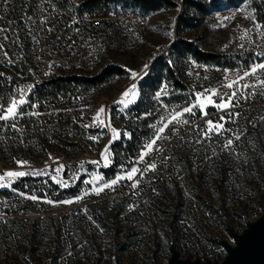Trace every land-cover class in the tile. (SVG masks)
Instances as JSON below:
<instances>
[{
	"label": "rangeland",
	"instance_id": "1",
	"mask_svg": "<svg viewBox=\"0 0 264 264\" xmlns=\"http://www.w3.org/2000/svg\"><path fill=\"white\" fill-rule=\"evenodd\" d=\"M167 1L151 14L111 4L89 16V28L77 29L76 39L64 45L65 29L46 28V16V34L41 29L30 35L24 60L38 67L43 47L47 62L56 63L47 81L71 73L92 77L113 65L124 72L96 88L82 86L66 98L59 95L54 104L20 109L24 115L15 121L0 120V175L47 173L17 177L10 187H0V264H169L172 245L181 258L221 261L226 250L220 240L233 243L227 227L242 232L264 213V87L259 83L264 70L244 77L252 65L264 63V0H242L237 6L218 0L225 5L208 14L187 0ZM197 1L210 5L212 0ZM179 40L193 41L234 66L183 55L174 47ZM61 44L65 51L57 49ZM68 51L85 62L83 68L63 70ZM150 79L156 88L146 85ZM30 81L20 77L18 84ZM232 81L237 83L230 89ZM133 84L137 100L124 108L117 102ZM233 91V107L220 110L207 104L208 95L219 104ZM196 93H205L200 100L207 115L194 108V115L183 116L188 123L168 124L174 112L198 102ZM60 119L68 125L61 138ZM24 120L31 124L25 126ZM208 120L222 123L221 132L204 137ZM164 124L163 139L154 146L159 150L139 161ZM228 139L234 142L225 148ZM151 163L156 169L144 171ZM134 166L143 175L92 193L93 187L126 177ZM135 180L140 182L133 188ZM20 192L40 199H26Z\"/></svg>",
	"mask_w": 264,
	"mask_h": 264
},
{
	"label": "built area",
	"instance_id": "2",
	"mask_svg": "<svg viewBox=\"0 0 264 264\" xmlns=\"http://www.w3.org/2000/svg\"><path fill=\"white\" fill-rule=\"evenodd\" d=\"M71 2L79 6L81 0H0V74H3L0 75V106L6 108L10 104L11 99L17 97V94L19 92L21 93V90L24 91L26 100L28 101V103L22 106L21 110L23 111L27 108L29 109L35 103H38L39 107L44 103L46 105L47 102L50 104L55 103L57 98L50 102L47 96L40 93V90L47 81L46 77L50 75V71L56 69V63L53 59L52 62H47L48 54L43 47L39 54L38 62L40 63L38 67H33L24 59L27 56L26 54L29 48L27 45L30 43V35L36 31L41 32V29L46 34V30L43 28V16H46V28L51 26L55 30L60 26L70 30L65 33L61 40L63 45L69 39H72V37L76 39L73 35L78 31L77 29L81 31L82 29L80 27L87 25V18L93 15L89 13L82 14L80 12L74 13L73 8L70 7ZM127 14V16H133L130 12ZM57 17L62 21L55 20ZM50 33L53 32L51 31ZM40 44L46 45L47 41H41ZM63 45L57 49L59 51H65ZM82 52L88 55L90 50L89 48H85ZM75 55L71 51L67 52L68 60H65L61 65L64 71H77L84 67L85 62ZM20 77L31 80L32 82L30 81L29 83L20 85L18 84ZM117 77L118 75H114L111 80ZM62 115L63 113L60 114V118H62ZM60 121L62 122V119ZM23 124L28 126L31 122L24 120ZM45 125H47L46 122ZM60 125L58 131L64 136L63 131L67 129L68 125L66 126L63 123Z\"/></svg>",
	"mask_w": 264,
	"mask_h": 264
},
{
	"label": "snow or ice",
	"instance_id": "3",
	"mask_svg": "<svg viewBox=\"0 0 264 264\" xmlns=\"http://www.w3.org/2000/svg\"><path fill=\"white\" fill-rule=\"evenodd\" d=\"M252 18L254 19L255 17L253 16ZM257 27H259V25H257ZM260 55H264V53H261ZM147 68H148V64H145L144 65V69H143L145 75L147 74ZM257 69L264 70V63H259V64L252 65L250 70L244 73V77L255 75ZM131 74H132V76L134 78L138 75L137 73H134V72L131 73ZM0 75H3V74H0ZM244 77H240V79H243ZM141 78H143V77H141ZM226 79H227V77H226ZM236 83H237V81H232L231 83H229L227 85V87L231 89L233 87V85L236 84ZM259 83H260L261 87H264V81H259ZM244 87H248V85H245ZM29 91H30V87H29ZM207 91L208 90H206V92ZM130 93H131V96H130ZM262 94H264V93H262ZM159 95H160V93L158 92L157 96H159ZM211 95H219V93L213 91L211 93ZM211 95H208L206 97L207 104L212 105V106H214V107H216V108H218L220 110H227V109H229V108L234 106L232 101H233V98H235L237 96V92L233 91L230 94H227V93L224 94V95L227 96V102H223V99H222V102L219 103V104H216L215 101H213L211 99ZM24 96H25V93H24L23 90H21V94H20V98L19 99H16L15 97H13L11 99L10 104L6 108H4L3 106H0V109H2V111H0V120L8 121V120L11 119V120L15 121L20 116L24 115V113L22 111H20L22 106L25 105L26 103H28V101L24 98ZM129 96H130V98H129ZM204 96H205V93H196V97H197V101L198 102L195 103V104H191V105H189L187 107H184L180 111L174 112V114L171 115V119L168 120V124H173V123H175V124H186V123H188L187 120L183 119V116L186 113L194 115V112H193L194 108L201 109V115L202 116H206L207 112L204 111L206 105H205V103L202 100H200V98L204 97ZM137 97H138V92L136 91V85L133 84V85L129 86V88H127L121 94V99L117 103L122 104L124 108H128L130 105H132V104H134L136 102ZM247 98L248 97H244V99H247ZM237 103H238V101H237ZM99 111L100 112L104 111L103 106L101 107V109ZM33 114H36V113H33ZM98 115H99V113H98ZM229 116L230 117H236V116H239V113H229ZM261 119L264 120V117H262ZM220 120L223 121L224 117H220ZM101 123H103V121H101ZM168 124H164V126L161 127L158 130L156 137L154 139H152L151 142H149L146 145L145 149L141 152V155L139 156V161H144L145 157L150 152H152L154 150H157V151L159 150V149H156L154 146L156 145L157 140L163 139V137L160 136V133L164 132V130H165V128H167ZM206 125H207L206 129L202 133L204 137H208L213 132L219 133L223 129V124L220 123L219 121L214 124L212 120H208V121H206ZM12 126L15 127V124H13ZM113 131H115V130H113ZM127 135H130V134H127ZM235 139L239 140L240 136L239 135L235 136ZM112 142L113 141H110V144ZM233 142H234L233 139H228L226 144L224 145V147L225 148H230L233 145ZM107 150H108V146H106L105 152H107ZM105 160H107V156H105ZM26 163H27L26 161H17V164L20 165V166H23ZM93 163H97V162L93 161ZM156 167H157V165L155 163H151V164L146 165L144 171L155 170ZM60 168H63V165H61ZM60 168H58L57 171H59ZM137 173H140L141 175H143L141 170L138 167L134 166L127 173L126 177L117 176L116 179L112 180L111 182H107L106 181L100 187H93L92 193H94L96 195H99L100 192H102L104 189L113 188L121 179H124V178H126L128 180H133L134 176ZM41 174H45L46 175L47 173H41L40 171H33V172H30V173L29 172H24V171H7L3 175H0V182L4 181L5 178L7 177V178H9V183H0V187H10L11 186V180L15 179L17 177H23V176H26V175H34L35 176V175H41ZM52 179L55 180L56 177H52ZM96 179H100V177H97ZM57 182L61 183L60 181H57ZM139 182H140L139 180H135L133 182V184H132V187L133 188L137 187ZM63 186L67 187L68 185L67 184H63ZM88 194L89 193H85V195H88ZM18 195L22 196V197H25L26 199H31V200H34V201L40 199V197H37L36 195L26 196V194L23 193V192L18 193ZM82 198L83 197H76V200L79 201ZM46 202L49 203V204H53V203L71 204L74 201L73 200H65V201L54 202L52 200H46ZM85 211H86V209H85ZM3 219H4L3 216H0V220H3ZM89 219H91V217H89Z\"/></svg>",
	"mask_w": 264,
	"mask_h": 264
},
{
	"label": "trees",
	"instance_id": "4",
	"mask_svg": "<svg viewBox=\"0 0 264 264\" xmlns=\"http://www.w3.org/2000/svg\"><path fill=\"white\" fill-rule=\"evenodd\" d=\"M242 0H229V6H237ZM188 5L190 7L197 9L199 12L203 14H208L212 10H221L222 6L225 4L219 2L218 0H212L210 5L204 4L202 1L197 0H187ZM111 4H116L121 8L125 9L126 7H130L139 11L141 14H151L156 13L162 7L168 5L167 0H81L79 7H77L78 12L84 14L89 13L93 16L97 13L103 12V10L110 6ZM170 4V3H169ZM76 3L71 2L70 7L75 8ZM59 22L62 20L57 17L55 19ZM62 27H57V29H61ZM89 28V24L80 27L81 31H85ZM64 33L70 31L69 29L64 28ZM62 45H59L57 48H60ZM179 52L183 53V55H188L194 57L198 62L207 63L214 62L218 65H224L228 67L234 66L226 57H222L210 52H204L201 50L195 42L179 40L174 46ZM30 49V48H29ZM168 71H171L169 68ZM124 72V70L116 65L108 66L104 68L102 71L97 73L95 76H83L77 75L76 73L65 74L54 76L50 78V80L46 81L43 87L40 90V93L47 96V99L51 102L54 101L57 96L63 95L65 98L70 96L72 93H76L79 87L84 86L86 89L96 88L98 85L103 84L106 80L111 79L114 75H120ZM146 85L152 86L154 88L157 87L154 79H150L146 82ZM1 88V84H0ZM69 121V120H68ZM63 123V122H62ZM61 124V123H60ZM67 126V124H65ZM64 126V125H63ZM58 136H62L61 133Z\"/></svg>",
	"mask_w": 264,
	"mask_h": 264
},
{
	"label": "water",
	"instance_id": "5",
	"mask_svg": "<svg viewBox=\"0 0 264 264\" xmlns=\"http://www.w3.org/2000/svg\"><path fill=\"white\" fill-rule=\"evenodd\" d=\"M227 229L233 243L227 240H220L224 246L226 255L221 261H211L200 258L192 260L181 258L178 249L172 245V255L168 260L169 264H264V213L256 220L248 222L242 232L233 227Z\"/></svg>",
	"mask_w": 264,
	"mask_h": 264
}]
</instances>
